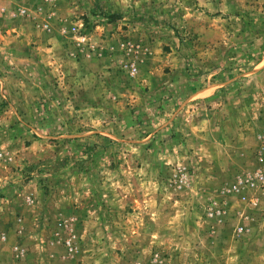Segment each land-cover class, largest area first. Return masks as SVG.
<instances>
[{
    "label": "rangeland",
    "instance_id": "374dc122",
    "mask_svg": "<svg viewBox=\"0 0 264 264\" xmlns=\"http://www.w3.org/2000/svg\"><path fill=\"white\" fill-rule=\"evenodd\" d=\"M263 134L264 0H0V264H264Z\"/></svg>",
    "mask_w": 264,
    "mask_h": 264
},
{
    "label": "built area",
    "instance_id": "2783aa9c",
    "mask_svg": "<svg viewBox=\"0 0 264 264\" xmlns=\"http://www.w3.org/2000/svg\"><path fill=\"white\" fill-rule=\"evenodd\" d=\"M23 14H26L25 10H22ZM260 145H261V152H260V160L263 162L264 161V134L260 137ZM255 180L257 182H263L264 181V175L259 173ZM2 240H5V237L2 238Z\"/></svg>",
    "mask_w": 264,
    "mask_h": 264
}]
</instances>
